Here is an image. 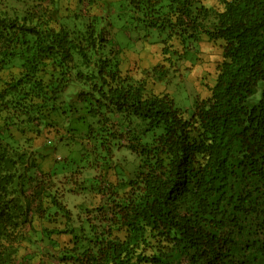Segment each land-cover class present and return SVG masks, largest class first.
<instances>
[{"label": "trees", "instance_id": "trees-1", "mask_svg": "<svg viewBox=\"0 0 264 264\" xmlns=\"http://www.w3.org/2000/svg\"><path fill=\"white\" fill-rule=\"evenodd\" d=\"M20 1L21 16L0 13V72L19 63L16 75L0 76V264H17L23 244L60 234L69 240L58 264H264V0H219L222 11L202 0H119L183 50L202 36L221 43L215 82L188 118L101 56L92 75L77 70L75 56L88 62L106 45L102 17L90 15L105 0ZM167 50L178 53L163 47V62ZM170 65L146 73L160 79ZM91 79L90 114L103 117V108L159 132L128 145L139 161L128 190L113 192L84 227L53 189L55 147L31 142L57 116L69 119L60 98L71 83ZM58 217L62 229L37 226Z\"/></svg>", "mask_w": 264, "mask_h": 264}, {"label": "rangeland", "instance_id": "rangeland-1", "mask_svg": "<svg viewBox=\"0 0 264 264\" xmlns=\"http://www.w3.org/2000/svg\"><path fill=\"white\" fill-rule=\"evenodd\" d=\"M202 3L207 8L223 10L219 0H202ZM26 6L20 0H0V13L21 16ZM70 7H74V2L70 3ZM90 15L102 17L98 25L104 31L106 45L88 62L75 56L78 71L92 75L97 66L95 60L101 56L108 63V70L127 76L131 83H143L145 94H167L185 118L192 115L196 101L208 97L209 89L215 82L216 65L221 60L219 41L209 42L202 36L201 41L194 43L192 48L183 50L178 40H168L165 32L149 26L141 20L139 13L131 11L119 0L99 3L90 10ZM89 18H82V22ZM168 45L178 52L172 55L167 50L172 67L160 79L158 76H148L146 72L158 64L169 67L170 62H163L165 56L162 54L163 47ZM115 62L117 67H114ZM18 68L19 63L14 60L0 72V76L9 79L17 74ZM95 82L98 83L93 79L89 82L73 81L60 98V109L70 111L67 113L69 119L65 122L63 115L57 116L59 122L55 128L49 132L43 131L40 137L31 142L36 147L41 143H51L55 147L52 159L56 173L53 189L57 199L70 211L74 224L80 222L84 227L89 220H97L96 207L108 206L113 192L122 195L128 190L126 181L139 164L128 145L150 143L159 132L145 131V123L140 119L108 112L103 108L99 109L103 117L88 115L87 110L92 109L90 107L95 98L91 88ZM43 168L45 172L52 169L45 163ZM37 226L62 229L63 219L44 220ZM37 239L35 244L21 246L17 264H58L54 261L56 252L68 242L69 236L53 235L51 241ZM46 250H49L48 254Z\"/></svg>", "mask_w": 264, "mask_h": 264}, {"label": "clouds", "instance_id": "clouds-1", "mask_svg": "<svg viewBox=\"0 0 264 264\" xmlns=\"http://www.w3.org/2000/svg\"><path fill=\"white\" fill-rule=\"evenodd\" d=\"M106 1V0H105ZM104 3V1H101V3ZM204 5V4H203ZM205 6V5H204ZM99 16V15H98ZM102 21V20H101ZM124 77H127V76H124ZM128 78V77H127ZM128 82H129V78H128ZM129 83H131V82H129ZM137 83H140V82H135V83H131V84H137ZM89 111V109L87 110V114L88 115H90V113L88 112ZM101 112V111H100ZM116 113V112H115ZM104 115V114H103ZM119 115H122V114H119ZM90 116H93L92 114L90 115ZM124 116V115H123ZM94 117H98V116H94ZM129 117V116H128ZM133 117V116H132ZM136 118V117H135ZM151 143V142H150ZM50 143H48V145H49ZM52 145V144H51ZM129 149V148H128ZM134 154V153H133ZM135 155V154H134ZM136 157H137V155H135ZM138 158V157H137ZM44 162H41V169L43 170L44 168ZM43 172H45V171H43ZM63 204V203H62Z\"/></svg>", "mask_w": 264, "mask_h": 264}]
</instances>
